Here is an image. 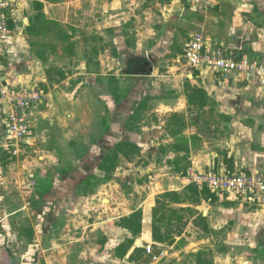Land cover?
Wrapping results in <instances>:
<instances>
[{
  "label": "crops",
  "instance_id": "crops-1",
  "mask_svg": "<svg viewBox=\"0 0 264 264\" xmlns=\"http://www.w3.org/2000/svg\"><path fill=\"white\" fill-rule=\"evenodd\" d=\"M7 1L10 3L9 8L6 10L9 17L10 35L2 47L0 80L14 87L29 88L37 86L38 83L43 84L42 86L47 94V102H43L36 110L38 115L43 116V120L41 119L37 123L38 131L36 130V134L38 137L41 136L44 142L54 141L58 137L74 141L73 135L75 133L72 129H70L71 131L66 129L69 125L81 128L82 123L80 122L88 119L87 114L89 113L83 110L81 114L87 118L83 116L82 121L80 120L78 123L79 115L74 110V105L80 97L77 94L79 90H81V93L85 91L86 94L87 92L90 94V87L96 89L99 86L97 92L93 91V94L97 93L95 95L97 103L105 107L102 113L104 116L98 123L102 132L99 134V138L95 140L97 142L103 140L104 143H107L106 140L110 141L107 146H112V151L119 143L123 142L135 144L142 150L144 144H149V135L153 130L157 129L161 133L167 132V126H165L164 121H161L157 125L148 127L150 133L148 131L144 132V135L137 133L141 126L136 123V120L132 119V116L136 114L139 104L145 101L147 97H160V100H163L160 103L161 109L165 108L166 111L170 109L171 111L182 110L175 113L184 114L197 111L194 110V106L192 107L189 104L187 94L179 99L181 107L176 106L172 109L173 105L166 103L169 100L168 96H160L162 90H153L147 93L146 96H142L141 99L135 100L137 102L134 101V98L140 96V93H138L140 90L135 89V85L132 91L120 90L118 81L120 83L121 72L125 71L127 65L138 63L141 48L144 46H147L152 56L150 58L147 56V60L139 66L140 69H144L146 64L148 62L152 63L153 60L159 64L160 61H163V57L178 62L181 54L183 55L182 51L185 49L186 42L194 34L193 28L195 29L201 24L206 28L207 42L212 49L216 46H222L225 49V54L233 57L235 56L232 51L236 53V50H242L243 55L248 52L254 53L255 56L264 55V0H214L212 6H206L203 0H156V10L152 7L153 3L147 2L145 10H135L129 16L121 15V11L118 10H113L111 13H109L110 10H107V6L120 5L121 0H105L104 11L101 15L103 16L101 18L103 28L101 27L99 30L102 29L107 32H105L106 34L102 32L97 34L100 37H109L108 40L110 39L111 43H109L108 48L111 47V50H109L112 53L106 56V60L99 59L102 70L101 68L97 70L89 69V63L83 59L81 67L78 68L77 66V72L73 73L68 66L57 64L55 57L65 55L71 58L72 63H74L73 58L77 54L75 43L77 38L74 33L76 27L69 22V18L73 19V13L75 17L81 15L83 5L75 4L77 8L75 12L69 10L65 15H59L57 6L59 4L69 5L71 2H82V0ZM25 1L27 3H24ZM187 12L190 13L189 29L183 23L181 24L182 17ZM83 15L85 14L83 13ZM156 15L158 18L155 17ZM117 17L120 19L116 21ZM111 18H113L112 21H110ZM81 32L83 33V30ZM183 33L188 35V38L182 35ZM152 35H155V37ZM159 50H161V53L158 56ZM250 58L254 59V56ZM98 63L97 65L100 64ZM30 64L36 67L33 75L32 70L31 72L25 71L27 66L34 69ZM175 68L177 66L168 67L167 74L172 73ZM163 69L165 68H161V74H163L161 79L166 82L169 77L162 72ZM151 71H153L152 67L150 68ZM130 73L125 76H131L132 81H134V78H137L135 69ZM193 73H195V79L194 83L190 81L192 86L196 85V87L204 88L209 97H212L210 104L213 101L216 105L221 102L220 111L223 115L230 117L226 119L227 121L230 122L231 120L230 131L226 134L227 141H222V144H226L223 148L220 149L219 147V150L214 151L212 148H208L210 153L209 151H200L199 153H193L195 156H189V153L192 152L189 147V162L192 160L193 169L196 171L202 170L205 173L224 174L233 172L228 169L233 164L236 168L242 167L248 172L259 171L264 174V132L260 136L256 131L261 127L259 125L260 119L251 116V119L244 118L247 120L242 121L240 116H235L238 112H241L236 103L226 102L229 97L238 96L240 99L243 94H247L250 89H254L250 83L257 82L259 84V81L256 78L249 81L244 75H232L226 79L223 75L208 68L193 69ZM148 74L150 73L144 75ZM103 75L105 77L109 76L108 80L105 77L101 78ZM240 77L244 78L242 83H239ZM145 78L151 79L152 76H143L141 79ZM95 81L98 86H95ZM101 85L106 86V90L99 93ZM259 86L262 89L263 86L260 84ZM236 87H239V92H236ZM253 93H255V90ZM261 94L262 90L257 92V95ZM86 96L88 95L83 97ZM89 100L90 98L87 97L86 101ZM148 106L149 104L144 106L140 112H145ZM188 108L189 111H186ZM243 110L248 111V113L252 112L251 108L245 107ZM105 112L109 116H106ZM123 115L128 119L123 120ZM37 120L36 117V122ZM186 120L187 127L185 130L191 127L187 117ZM119 121L123 122L124 125H118ZM87 122H84L83 125L86 126ZM119 129H123L124 134L120 133ZM143 130L145 129L143 128ZM121 135L126 136V138L122 139ZM189 135V137L186 136L188 140L197 135L199 138H203L195 131ZM243 142L248 143L247 146L244 147ZM241 147L244 148L241 149ZM111 150L109 151L112 152ZM109 151L104 154L103 158L109 154ZM178 153L183 154V156L187 154L185 151H175L174 149V156L172 154L171 159L165 162L166 165L159 164L157 160L148 168L146 166L148 165L147 161L143 160L144 156H140L141 153L136 155L138 159H141L136 163H132L134 162L132 160L134 156L127 157L120 154L109 171L99 168L103 160L100 157L97 169L93 173L87 172L84 164L79 170L74 168L76 167L75 163L78 164V161L84 160L85 156H71L70 165L73 168H62L58 170L57 174L60 177L62 176L64 180H77L78 177H81V181H78L75 186L77 190L84 185H90V180L98 175L99 187L97 192H85V188H82V194H76L73 199L69 198L67 202L55 199V212L57 213L62 208L68 207V210L71 208L76 212L85 211L87 213V211L95 210L96 213H94V216H90L93 217L90 219L85 218L83 215H75L74 217L69 215V218L64 221L58 216L51 219L52 224H50L48 237L50 246L48 249L40 248L43 252L49 251L48 263L155 264L152 258L155 257V260H159L160 251H163L165 246V243H158L153 239L154 212L159 205L158 200L162 201L164 199L163 194L167 192H177L178 197H181L184 194L183 191L189 185L194 184L199 190V193L195 195H197L198 202H201V204L192 206V204L184 201L171 204L172 208L175 207L178 210L183 209L181 207L200 209V213L194 210L195 216L191 218L190 226L200 229L195 226L194 221L198 218L202 221V216L206 218L203 222H207L208 231L213 237H216L225 226H241V228L238 227L229 234L233 237V239L231 238L232 241L229 242L232 250L224 259L217 255L215 264H264V208L258 206L259 208L247 211L243 206L248 203L252 204L253 201L243 196V203L237 206V196H235L236 198L232 196L234 193L214 192L215 199L213 200L204 197L201 191L204 187L208 188L207 186H199L192 182L190 178L185 177V174L175 170L173 163L176 159L173 160V157ZM15 157H18V154ZM38 158L40 166L46 171L52 167L55 169L58 165L61 167V156H38ZM122 160L127 162L126 166H122L124 162ZM134 165L135 167H133ZM165 171L167 174H164ZM53 172H57V170H53ZM146 175H148L149 180ZM178 177L181 178L184 184L179 185L174 182ZM32 181L33 186H35L37 180L33 179ZM39 183L40 185L42 183L47 184L46 181L42 180ZM53 189L51 187V190ZM106 199L108 200L107 205L100 204L101 200ZM139 211L142 212L140 226L134 227L135 229L127 228L122 220L133 216ZM97 213L99 215H96ZM178 215L182 216L180 212ZM163 220L165 221V218ZM164 221L162 222L158 215V227L166 238L169 234ZM63 222L66 225L63 233L69 239V241L66 240L65 244L59 243L58 237L61 235L59 225ZM228 230L230 231V229ZM175 238L179 240L181 237L177 236ZM75 243L78 244L75 245ZM147 244H153V247L155 245L153 253L146 252L145 245ZM166 253L168 254L167 251Z\"/></svg>",
  "mask_w": 264,
  "mask_h": 264
},
{
  "label": "rangeland",
  "instance_id": "rangeland-1",
  "mask_svg": "<svg viewBox=\"0 0 264 264\" xmlns=\"http://www.w3.org/2000/svg\"><path fill=\"white\" fill-rule=\"evenodd\" d=\"M29 1V0H26ZM24 3H27V2ZM122 2L120 5H114V7L107 6V10L109 13L113 12V10L121 11V15L129 16V14L133 11L137 10H145V6L148 3H153L154 10H156V0H121ZM148 2V3H147ZM29 3V2H28ZM105 0H82V2H71L69 5H63L59 4L58 10L59 15H65L67 11L75 10L77 9L75 7V4H81L83 5L82 10L83 13L81 15H78L75 17L73 13V19L69 18V22L73 24V26L76 27L75 36L77 40L75 41L77 45V54L73 58L74 63H72L71 58L68 56L62 55V56H56L55 61L57 64L62 66H68L72 72H77V69L81 67V61L84 59L86 62L89 63V69L91 70H97L98 68H101V61L99 59H107V55L112 53L111 47H109V43H111L106 36L100 37L98 34L99 32H102L103 34H106L102 29L99 30V28H103L102 26V20L103 18L102 11H104L105 6ZM146 4V5H145ZM26 5V4H25ZM209 8V7H207ZM161 14L160 12H158ZM190 13L187 12L182 17V22L185 27H188V23L190 21L189 17ZM156 18L157 15L155 16ZM65 19V18H64ZM113 18L110 19L112 21ZM120 19L119 17L116 18ZM159 20V19H158ZM83 27V28H82ZM189 29V27H188ZM83 30V33L81 32ZM206 28L201 26H197L195 29L193 28V33L197 32H204L205 35H208L205 32ZM98 33V34H97ZM182 35L186 36L188 38V35L183 33ZM155 37V35H152ZM111 38V37H110ZM111 45V44H110ZM110 49V50H109ZM141 56L138 57V63L133 64L131 63L129 66L127 65L125 67V71H122V75L120 76V83L118 81V84L120 86V90L127 91L134 88L140 90L139 95L134 98L135 100H139L142 98V96H146L147 93L152 92L153 90H162V93L160 96H168L169 100L166 103H169L172 106V109L176 106L181 107V99L182 96L187 94L186 89V82L187 80L194 83L195 75L193 73V69L190 67H187L186 63L183 61L182 63H178L173 59H167L162 58L163 61L158 62L154 61L148 62L144 69H140L139 66L141 63H143L145 60H147V56L150 58L152 55L150 54L149 49L147 46H144L141 48ZM224 49V48H223ZM225 50V49H224ZM234 52V53H233ZM135 53V52H134ZM161 50L158 52V56L160 55ZM184 54V51H182ZM226 53V52H225ZM235 57H251L254 56V60H257L261 64H264V55L262 56H255L254 53L248 52L247 54L243 55L242 50H236L232 51ZM182 56V54H181ZM157 57V55H155ZM97 62H99L97 65ZM32 68L25 67V71L31 72L32 75L36 67H33V64H30ZM133 65V67H131ZM78 66V68H77ZM171 66H177V68L173 69L172 73H168V67ZM153 68V71L150 72V68ZM161 68H165L162 70V72L165 75H168L169 78H167L168 81H162L161 77L163 74H161ZM135 69V72L137 75L136 79L134 78V81H132L131 76H125L129 75L132 70ZM214 72V71H213ZM128 73V74H127ZM143 73V74H141ZM145 73H150L148 75H144ZM31 74V73H29ZM141 74V75H140ZM143 76H152L151 79H141ZM232 75L225 77L226 79L230 78ZM105 75H103L101 78H104ZM245 77V76H244ZM106 80H108L109 76L105 77ZM149 78V77H148ZM253 79L250 78L249 81ZM244 80L243 77H240L239 83H242ZM246 80V79H245ZM248 80V79H247ZM247 82V81H246ZM95 86H98L97 82ZM249 83V82H247ZM257 83V82H256ZM250 83L252 84L253 90L250 89V91L246 94H243V97L239 99L238 96L236 97H229L226 102H229L230 104H235L241 109V112H238L235 116H240L241 120H247L244 118L251 119L253 117L260 119L259 125L261 126L260 129H256L257 133L261 136L262 132H264V86L259 88V84ZM38 83L36 87L44 91L43 84ZM93 85V83H92ZM164 85V86H163ZM34 86V87H35ZM179 86V87H178ZM196 86V85H195ZM259 86V87H258ZM99 87V86H98ZM98 87L95 89V87L91 88V93L89 94L85 91L81 93V90L77 93L80 95L78 99L75 102V109L78 116V123L81 120L84 115L81 113L83 110L85 112H88L87 114L88 119H86L82 123L81 128L70 126L67 127L66 130L72 129V131L75 133L73 135V140L70 141L68 139H64L61 137L56 138L54 141H46L44 142L41 136H37L36 130L37 129V123L42 119L43 116L38 115L37 108L34 112L30 113V119L28 122V125L33 131L32 137L28 140V142H23L20 147L16 145L15 149L19 147L18 151V157H15L17 155L14 154V147H12L10 144H15V141L11 139V126H13L12 121V115H15L19 113L18 109H16V106L11 105L7 102V100L1 98L0 102V264H49V251L43 252L40 248L48 249L50 246V242L48 240L49 232H50V224L51 219L58 216V218H61L62 221H64L66 218H69V215H72L73 217L75 215H83L85 218L90 219L94 216L96 211L91 210L87 211H78L75 210H68V207L62 208L61 211L55 212V199L62 200L63 202H67V200L73 199V197L76 194H82L81 189L85 188V192L90 191H96L98 190L99 180L98 175L94 177L92 180H90V185H84L82 188H75L78 181H81V177L77 178V180H64L62 176L60 177L58 173V170L62 168H73L72 165H70L71 156H85L84 160L78 161V164L75 163L74 168L80 169L81 166L84 164L85 169L87 168V172H95L97 169V163L100 157L103 158L104 154L111 150L112 146H107L109 142L106 140L97 142L95 140L96 138H99V134L102 132V129L99 128L98 123L100 120H102L103 111L105 110V107L100 106L97 103L96 94H93V91L97 92ZM28 88V87H26ZM259 89V91H258ZM106 90V86L101 85L99 93H102ZM236 92H239V87L235 88ZM255 90V93L253 91ZM262 90L261 95H257V92H260ZM45 92V91H44ZM145 94V95H144ZM259 94V93H258ZM84 95H88L85 98ZM90 98V100L87 102L86 98ZM145 98V97H143ZM212 100V97H210ZM158 99V100H157ZM161 98H150L149 99V106L145 112H142V115L139 116V118L136 120L137 124L141 126V129L138 130L137 133H140L141 135H144V132L148 131V127H152L153 125L159 124L161 121H164L165 126L168 125L169 122L172 121L171 117L175 114V112H181L180 111H174L171 109L169 111H166L165 108L161 109ZM47 102V96L43 100L45 103ZM137 102V101H135ZM212 102V101H211ZM220 103L218 105L215 104L213 101L212 104L207 106V109L203 112L194 111L187 114L185 113H178L183 114L185 117H187L188 122H190L191 127L184 130L183 135L184 136H190L192 132H197L200 134V136H203V138H199L198 135L196 136L197 139H189L188 146L192 149V152L189 153V156H195L193 153H199L200 151L207 152L210 150L208 148H212V150H219L226 146L225 143L222 144V141H227L226 134L230 131V122L226 119L230 118L226 115L222 114V111H220ZM217 106V108H216ZM177 107V108H179ZM251 108V113H248V111L243 110V108ZM49 110V109H48ZM79 110V112H77ZM87 110V111H86ZM196 110V108H194ZM218 110V111H217ZM166 111V112H165ZM189 111V108L186 110ZM106 113V112H105ZM255 114V115H254ZM106 116H109V114L106 113ZM249 116V117H246ZM37 117V122H36ZM85 117V116H84ZM85 117V118H87ZM123 115V120H127L128 118ZM88 121V122H87ZM187 121V120H186ZM87 122V125L84 126L83 123ZM36 123V124H35ZM118 125H124L123 122H118ZM143 128L145 130H143ZM74 129V130H73ZM71 131V130H70ZM120 133L124 134L123 129H119ZM150 133V131H148ZM160 131L155 129L150 133V139L149 144H144L142 146V150L140 151L141 155L144 156L143 160L147 161L148 167L151 166L152 163H156V161L159 164L166 165L165 162L171 159V156L173 154L174 156V148L173 144H175L176 140L173 138L169 133H159ZM126 133V132H125ZM36 135V136H35ZM106 135V134H105ZM108 135V134H107ZM122 139H125L126 136L121 135ZM264 138V137H263ZM94 139V141H93ZM111 139H113L111 137ZM75 142V143H74ZM210 143V144H209ZM112 145V142L110 143ZM248 143H242V145L245 147ZM105 147V148H104ZM244 147H241L244 148ZM164 148V149H162ZM166 150V151H165ZM112 151V150H111ZM109 153H111L109 151ZM181 153H178V155H175L173 157V160L176 158H180ZM215 155V154H214ZM38 156H61V167L58 165L55 169L49 168L48 171L43 169L40 166V161ZM63 156V157H62ZM148 156V157H147ZM177 156V157H176ZM139 157V156H138ZM221 158H223L221 156ZM225 159V157L223 158ZM136 163L137 161H141V159H138L136 156L132 159ZM124 161V160H122ZM39 162V163H38ZM81 162V163H80ZM126 161L123 162L122 166H126ZM191 164H188L187 167L189 170L187 171V175L185 177H188L191 179V181H194V177L192 176V173H198V174H205L202 170L196 171L193 169V163L192 160L189 162ZM145 166V165H144ZM60 167V168H59ZM135 167V165L133 166ZM235 168V169H231ZM43 169V170H42ZM231 171H236V169H244L242 167L236 168L233 164L228 167ZM53 170H57V172H53ZM217 171V170H216ZM81 172V171H80ZM88 173V174H90ZM208 173V172H207ZM164 174H167L166 171ZM147 179L148 175H146ZM37 180L35 183V186L32 180ZM101 179V177H100ZM46 181V185L42 183L40 185V181ZM147 180V181H148ZM174 182H177L179 185L184 184L181 181V178H176ZM195 183V182H194ZM196 184V183H195ZM58 186V187H56ZM51 187L54 188L51 190ZM160 188V187H159ZM161 190V188H160ZM184 194L179 197L181 201H184L185 203H190L192 206L199 205L201 202L199 201V198L197 199L196 193H194L190 189H185ZM233 197L237 196V206H240V203L242 204L243 196L233 194ZM178 197V196H177ZM236 198V197H235ZM100 199V198H99ZM246 199V198H245ZM164 200V201H163ZM161 201V203L164 202V206L161 207L159 204L157 207V217L158 215L162 218H165V225L167 227V232L169 235L166 236V243L163 247V251H160L162 259L159 257V260H155L156 258L153 257L152 261L155 264H195V258H193V254L202 252V256L205 258L208 257L210 259H213L215 264V257L217 255L221 256L222 259L232 250L231 246L229 245V242L232 241L233 237L229 236L232 232H234V229H237L238 227L241 228V226H225L224 229L220 231L216 235V237H213L209 231L205 228V225L203 221H200L199 218L194 221V224L196 227L200 229H196L194 226H190L191 218L195 216L194 210H197V212L200 213V209H192L191 207H181L183 209L175 208L171 206V204H175L177 202V199H174L173 197H164ZM248 200V199H247ZM246 200V201H247ZM100 201V200H97ZM201 201V200H200ZM249 201V200H248ZM72 202V201H71ZM169 202V203H168ZM236 202V201H235ZM256 202V203H255ZM100 204L107 205L108 200L100 201ZM259 204V205H258ZM187 205V204H186ZM169 206V207H168ZM188 206H190L188 204ZM258 206H261L264 208L263 205H261V202L253 201L252 204L248 203L243 206L245 210H250L253 208H259ZM172 210H178L182 216H184L182 219L177 218L175 215L172 216ZM203 210V209H202ZM76 214H75V213ZM184 212V213H183ZM208 214V211H207ZM96 215H99L98 213ZM167 216V217H166ZM171 216V217H169ZM95 218V217H94ZM167 218V219H166ZM161 219V218H160ZM94 220V219H93ZM169 221H171V225H169ZM161 224V223H159ZM61 235H59V243L65 244L67 237L63 233V229L66 228L65 222L61 223L59 225ZM230 229V231L228 230ZM80 230V229H78ZM230 233H229V232ZM232 231V232H231ZM180 236L181 238L177 240L175 237ZM43 238V239H41ZM45 238V239H44ZM47 238V240H46ZM232 238V239H231ZM78 243H75V245ZM155 247V245H154ZM80 249V248H79ZM168 252V254L166 253ZM154 252V251H153ZM159 253V252H158ZM53 259V258H51Z\"/></svg>",
  "mask_w": 264,
  "mask_h": 264
},
{
  "label": "built area",
  "instance_id": "built-area-1",
  "mask_svg": "<svg viewBox=\"0 0 264 264\" xmlns=\"http://www.w3.org/2000/svg\"><path fill=\"white\" fill-rule=\"evenodd\" d=\"M206 6H212L214 0H203ZM10 3L0 0V64L2 47L10 35L9 17L6 10ZM185 62L192 69L208 68L216 73L228 77L230 75H244L246 79L256 78L264 86V64L257 60L243 57L236 58L225 54L222 46L212 49L208 44L204 32L194 33L185 44L184 54L178 59ZM1 66V65H0ZM1 70V67H0ZM47 94L38 87H14L0 80V99H6L14 104L19 113L12 115L11 139L15 144L14 154L17 155L23 142H28L33 131L28 125L30 113L34 112L43 103ZM19 146L17 149L15 147ZM194 181L199 186H207L213 192H228L248 197L251 201L261 202L264 206V174L259 171H246L244 169L224 174L192 173ZM146 252L153 253V244L145 245Z\"/></svg>",
  "mask_w": 264,
  "mask_h": 264
},
{
  "label": "trees",
  "instance_id": "trees-1",
  "mask_svg": "<svg viewBox=\"0 0 264 264\" xmlns=\"http://www.w3.org/2000/svg\"><path fill=\"white\" fill-rule=\"evenodd\" d=\"M68 38V36H67ZM196 72V71H195ZM195 74V73H194ZM186 89H187V97H188V101L189 104L193 107L196 108L197 111L199 112H203L205 111V108L207 106L210 105L211 103V98L209 97L208 92L204 89V88H200V87H196V86H192V84L190 83L189 80H187L186 82ZM152 97H147L145 98V101H142L136 111V114L134 116H132L133 120H137L139 118V116L142 115V113L140 112V110H142L144 108V106H147L149 103V99ZM172 121L168 123L167 125V132L173 137L175 138L176 142L173 145V148L175 149V151H185L187 154L183 157L180 158H176V160L174 161V166H175V170L178 172H182L183 174L187 175V165L190 164L189 163V156L188 153L190 152V148L188 146V137L183 135V132L185 130V128L187 127V121H186V117L182 114H178L175 113L172 117H171ZM194 138H196V136H194ZM140 147L132 144L130 142H123V143H119L115 149L107 154L99 168L100 169H105L106 171H109L111 167H113L114 163L118 160L120 154H123L124 156L130 157V156H136L137 154H140ZM88 184V183H87ZM187 189L192 190L194 193L198 194L199 190L197 189V187H195L194 184H191L187 187ZM202 195L204 197L207 198H211L212 200L215 199V195L213 194L214 192L206 187L202 188L201 191ZM173 197L174 199H177V202H181V200L179 199L178 193L177 192H167L165 194H163V198L164 197ZM158 204L161 205V207L164 206V203H161V200H158ZM157 208L155 209L154 215H155V221L153 224V239L158 242V243H166V238L163 236V234L161 233V230L158 227V217H157ZM179 211L178 210H172V216L175 215L177 218L182 219V216L178 215ZM142 217V212H136L135 214H133V216H130L128 218H124V220H122V223H124V225L127 228L130 229H135L134 227L136 226H140V219ZM171 217V216H169ZM161 221L163 222V218L160 216ZM201 220L205 221L206 218L201 216ZM169 225H171V221H169ZM205 228L207 230H209L208 225H205ZM202 252L193 254V258H195V264H214L213 259H210L208 257H204L202 256Z\"/></svg>",
  "mask_w": 264,
  "mask_h": 264
}]
</instances>
